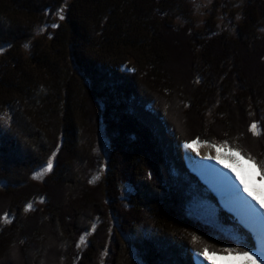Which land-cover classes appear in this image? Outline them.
Returning <instances> with one entry per match:
<instances>
[{
  "label": "trees",
  "instance_id": "16d2710c",
  "mask_svg": "<svg viewBox=\"0 0 264 264\" xmlns=\"http://www.w3.org/2000/svg\"><path fill=\"white\" fill-rule=\"evenodd\" d=\"M242 14L231 36L216 13L200 27L191 0H0V238L16 235L18 264H196V253H234L189 217L196 202L256 250L183 146L226 144L264 183V0H247Z\"/></svg>",
  "mask_w": 264,
  "mask_h": 264
},
{
  "label": "rangeland",
  "instance_id": "374dc122",
  "mask_svg": "<svg viewBox=\"0 0 264 264\" xmlns=\"http://www.w3.org/2000/svg\"><path fill=\"white\" fill-rule=\"evenodd\" d=\"M246 3L247 0H191V4L193 5L195 11V20H197L200 27H205L207 25V21L208 24H211L210 17H212L211 15L213 13H216V21L213 20L214 22H216V27L219 29V31H223L231 36L236 34V26L238 28V26L242 24L243 7ZM61 15H64L65 17L63 20L60 19ZM231 18L233 19V21L231 20ZM55 19L61 21L66 20L65 10L63 9V11H60L57 17L55 15ZM49 27L38 26L37 33H39V35H49V32L51 30L49 29ZM128 57L130 58V56ZM68 61L69 63H71V66H73V58L70 57ZM130 62L131 64L133 63L134 65H137L140 68L139 70H142L144 72L142 68L144 66V62L143 64L142 62H135L132 58H130ZM71 102L73 104V107L76 108L75 98ZM4 115L5 122L9 123L10 113L6 112ZM258 131V128H256L255 134H257ZM97 146V153L101 155L104 159H106L108 155V148L104 136L101 135L99 137ZM83 147H81V150ZM216 147L220 148V154L221 158L223 159V164L217 162L215 159L209 158L216 156ZM184 152L185 159L187 161V166L193 172H195L200 178V180L210 189L213 188L215 190H219V193H222V196H220V198L222 199L225 209H227V211L230 213L232 212L231 214L234 217L237 216L233 212L234 210L231 209L232 205H230L229 203H232L234 198H236L239 202L242 201L241 206L246 207L249 213H251L252 210L254 217H258L260 219L264 218V208H261L260 205L252 199V197L247 196V193H244L243 188L239 184V180L236 178V174L239 173V175L244 178L249 188L255 190L260 199H264V183L259 179V172L251 162L245 160L238 152L230 149L229 146L226 144H212L207 141L196 142L195 144H193L192 148H184ZM225 164L229 165V167H225ZM200 168H209L213 170V172H216L217 174L219 173L222 177L225 178L220 184H209L208 181L203 177V175L201 176L199 171ZM41 170L42 169H40L39 171ZM52 171L44 173L41 178L38 179V181L42 183L45 176L49 175ZM103 174V166H100L97 171L93 174L92 181L97 182L102 178ZM73 176H71V178H66L72 181ZM66 196L67 195L64 192V194H62L60 198L65 199ZM240 198L242 199L240 200ZM237 205L240 206V204ZM238 209H240V207ZM188 215L194 221L208 225L209 228L212 230V236H214L215 238H224L226 240H229L230 242H232V244H234L236 248H233L234 253H230L232 251L228 248L227 250L229 251H227V254L225 255H216L212 253H206L203 255L196 253V264H246V261L243 258H237L238 255L242 252L239 251L240 248L241 250H243V252H249L256 260V264H264V225H262V223H249V221L242 218V215L237 214L241 220V223L245 224L246 227L250 229L253 236H256V250H252L249 249L246 244L239 242L235 235H233L230 231H227L218 226L215 220V210L211 206L205 203H193L190 206ZM245 220L247 222H245ZM153 225L154 224L151 220H146L142 227V232H150V230L154 227ZM13 239H16V235H7L6 237H2V239L0 238V247H3V254L0 255V261H4L6 259V261H9L13 264H18V253H15V250L11 248V243ZM88 243L89 237H85L84 241L81 242L83 247H86ZM237 247L239 249H237ZM66 253L67 252H65L64 254L68 255V253ZM63 260L66 261L67 259L65 258ZM34 261H31L30 264H35Z\"/></svg>",
  "mask_w": 264,
  "mask_h": 264
},
{
  "label": "snow or ice",
  "instance_id": "6c2138e0",
  "mask_svg": "<svg viewBox=\"0 0 264 264\" xmlns=\"http://www.w3.org/2000/svg\"><path fill=\"white\" fill-rule=\"evenodd\" d=\"M61 11H63V10H61ZM64 18H65L64 15H61L60 16V19L61 20H63ZM52 27H58V25L53 24ZM256 128H257L256 123H252L250 125V130L253 133H255ZM196 142L197 141H193L192 143H185L183 146H184V148H192L193 144H195ZM59 149H60V145L57 144L56 145V150H54L51 153V156L46 161V165L42 168L41 171L35 173V176H34L35 179H40L41 176L44 173H47V172H50V171L53 170V168H54V161H55V158L58 155ZM216 153L217 154H216L215 157H209V158L210 159H215L217 162L223 164V159L221 158L220 148L219 147H216ZM229 158H231V157H229ZM224 166L225 167H229V165H227V164H225ZM262 168H264V166H262ZM236 178L239 180V184L243 188L244 193H247V196L252 197V199L255 200L260 205L261 208H264V199H260L259 196H258V194L255 192V190L249 188L248 184L246 183V181L244 180V178L239 175V173L236 174ZM261 179L264 180V176H262ZM31 207H32L31 204H28L27 205V209H31ZM6 218L7 217H5V219ZM93 228H95V225H93ZM84 239H85L84 236H81L80 237V240L81 241H84ZM237 258H243L246 261V264H256V260L254 259V257L249 252H247V251L241 252L238 255Z\"/></svg>",
  "mask_w": 264,
  "mask_h": 264
},
{
  "label": "bare ground",
  "instance_id": "6f19581e",
  "mask_svg": "<svg viewBox=\"0 0 264 264\" xmlns=\"http://www.w3.org/2000/svg\"><path fill=\"white\" fill-rule=\"evenodd\" d=\"M199 171H200L201 176L203 175V177L208 181L209 184H220L225 178V177H222L219 173L217 174L216 172H213V170L209 168L208 169L200 168ZM241 199L242 198H240V200ZM241 202L242 201L239 202L236 198H234L232 203H229V204L236 207L238 212L241 215H243V218L246 219L247 221L257 222L259 224L262 223V225H264V218L260 219L258 217H254L252 210H251V213H249L246 207L241 206ZM237 204H240V206ZM239 207L240 209H238Z\"/></svg>",
  "mask_w": 264,
  "mask_h": 264
},
{
  "label": "crops",
  "instance_id": "0c3cea01",
  "mask_svg": "<svg viewBox=\"0 0 264 264\" xmlns=\"http://www.w3.org/2000/svg\"><path fill=\"white\" fill-rule=\"evenodd\" d=\"M221 196H222V193H221ZM231 209H233L232 211L237 215V214H239V215H241L237 210H236V208L234 207V206H232V208ZM238 216V215H237ZM242 218H243V215H242ZM244 219V218H243ZM245 222H247L246 220H245ZM251 221H249V223H250ZM253 222V221H252ZM263 237V236H262Z\"/></svg>",
  "mask_w": 264,
  "mask_h": 264
}]
</instances>
